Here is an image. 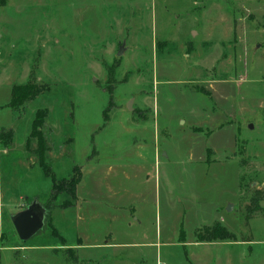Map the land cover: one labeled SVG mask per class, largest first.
<instances>
[{
  "label": "rangeland",
  "instance_id": "374dc122",
  "mask_svg": "<svg viewBox=\"0 0 264 264\" xmlns=\"http://www.w3.org/2000/svg\"><path fill=\"white\" fill-rule=\"evenodd\" d=\"M262 184L264 0H0V264H264ZM217 220L237 241L197 242Z\"/></svg>",
  "mask_w": 264,
  "mask_h": 264
},
{
  "label": "trees",
  "instance_id": "16d2710c",
  "mask_svg": "<svg viewBox=\"0 0 264 264\" xmlns=\"http://www.w3.org/2000/svg\"><path fill=\"white\" fill-rule=\"evenodd\" d=\"M29 80L30 81L22 87L24 88V90L20 92L18 96H13L14 103H19L20 101H24L25 99L33 98L43 91V87H40L41 85L37 83L36 77L34 75H31ZM21 96H23L24 98L20 99ZM37 112L38 113L36 119L33 123L34 132L32 136L37 137L38 145L37 148L34 150V153L40 160L41 166L45 169L46 173H48L50 172L51 167L48 163H46L45 153L50 150V147L48 146V143L42 131V126L44 125L45 119L48 116V112L46 110H40ZM52 177L54 178V184L52 187L53 193L51 195L52 199L56 198L60 194H63L64 192H67L69 196H77L76 188L77 183L81 180L80 177H77L75 175L70 178V180L67 181L66 190H61L54 174H52ZM262 200H264V188L254 189L248 199L249 202L245 205L247 220L253 218L254 215L264 211V208L261 204ZM50 203L51 201L48 200L44 204V206H46V208L48 209V213L51 212L54 207ZM194 234L197 242L237 241L238 239L237 234L228 229L219 220L215 221L212 225H205L203 227L197 228ZM180 235V242H182L185 239L183 227L180 230ZM245 240L249 241V239H243L242 241Z\"/></svg>",
  "mask_w": 264,
  "mask_h": 264
},
{
  "label": "water",
  "instance_id": "95a60500",
  "mask_svg": "<svg viewBox=\"0 0 264 264\" xmlns=\"http://www.w3.org/2000/svg\"><path fill=\"white\" fill-rule=\"evenodd\" d=\"M125 50V46H121L118 54L122 55ZM130 103V108H131ZM253 128V125H250ZM231 204L228 208L232 209ZM48 214V209L46 206L38 202L36 199L32 200L25 209L12 215L11 220L14 223L16 232L19 239L22 242L32 239L35 235L39 233L45 226V219Z\"/></svg>",
  "mask_w": 264,
  "mask_h": 264
},
{
  "label": "crops",
  "instance_id": "0c3cea01",
  "mask_svg": "<svg viewBox=\"0 0 264 264\" xmlns=\"http://www.w3.org/2000/svg\"><path fill=\"white\" fill-rule=\"evenodd\" d=\"M263 185V184H262ZM264 186V185H263ZM260 188H264V187H262V186H260V187H257V189H260ZM236 193H238V191H237V189H236ZM236 193H235V195H236ZM261 204H262V207L264 208V200H262V202H261ZM260 215H264V211L263 212H260V213H258V214H256L255 216H260ZM221 221V220H220ZM222 222V221H221ZM245 241H247V240H245ZM244 241V242H245Z\"/></svg>",
  "mask_w": 264,
  "mask_h": 264
}]
</instances>
